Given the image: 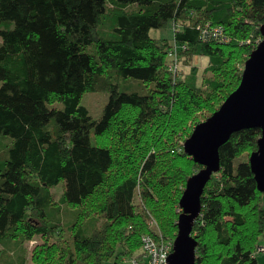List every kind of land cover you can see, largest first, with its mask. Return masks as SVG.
Masks as SVG:
<instances>
[{"label": "trees", "instance_id": "1", "mask_svg": "<svg viewBox=\"0 0 264 264\" xmlns=\"http://www.w3.org/2000/svg\"><path fill=\"white\" fill-rule=\"evenodd\" d=\"M263 25L264 0H0V135L12 138L0 243L41 238L32 264H133L144 235L174 241L203 168L185 141L240 85ZM198 57L209 74L185 73ZM103 90L94 117L82 100ZM261 135L243 128L220 147L192 232L197 264H260L264 192L250 156Z\"/></svg>", "mask_w": 264, "mask_h": 264}, {"label": "water", "instance_id": "2", "mask_svg": "<svg viewBox=\"0 0 264 264\" xmlns=\"http://www.w3.org/2000/svg\"><path fill=\"white\" fill-rule=\"evenodd\" d=\"M264 34V25L262 26ZM259 127L262 135L250 164L258 188L264 192V39L245 63L240 85L205 121L196 125L184 144L185 152L203 168L187 182L180 200L182 213L168 264H197L198 240L192 234L202 210V195L212 175L221 168L220 147L240 129Z\"/></svg>", "mask_w": 264, "mask_h": 264}, {"label": "rangeland", "instance_id": "3", "mask_svg": "<svg viewBox=\"0 0 264 264\" xmlns=\"http://www.w3.org/2000/svg\"><path fill=\"white\" fill-rule=\"evenodd\" d=\"M161 30H152V34L155 36L160 32ZM166 35L172 34L171 30H167ZM210 61L207 57H198L195 60L192 61V63H184V71L185 73H189L190 69L193 64L197 65L200 69V76H205L209 73L205 72V68L209 65ZM129 87L130 84L128 83ZM133 86L136 85V83H132ZM108 93L107 91H89L86 92L82 103L86 105L91 114L94 117H99L102 113V110L108 101ZM206 120V119H205ZM204 120V121H205ZM12 138L9 135H0V151L4 149L6 144L11 143ZM56 199L60 198V195L62 194V191L64 190V182H61L59 185L55 186L53 189ZM178 233V232H177ZM42 241L41 238H35L32 240H26L23 241L21 237L17 238H11V239H5L2 240L0 243V264H16L21 262V259L26 260V264H32V252L34 247L39 244ZM263 246L259 247L258 251V259L260 264H264V251L261 249ZM260 252V253H259ZM11 262V263H8ZM119 264H132L130 260L124 261L121 259L119 261Z\"/></svg>", "mask_w": 264, "mask_h": 264}, {"label": "built area", "instance_id": "4", "mask_svg": "<svg viewBox=\"0 0 264 264\" xmlns=\"http://www.w3.org/2000/svg\"><path fill=\"white\" fill-rule=\"evenodd\" d=\"M174 241L159 242L151 235H144V257L141 259L134 258L133 264H168L169 255L174 250ZM262 246L263 248L260 249L264 251V245Z\"/></svg>", "mask_w": 264, "mask_h": 264}]
</instances>
